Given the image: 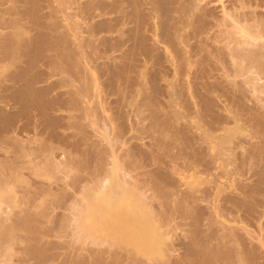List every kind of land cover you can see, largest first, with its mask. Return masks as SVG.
<instances>
[{
	"label": "bare ground",
	"instance_id": "obj_1",
	"mask_svg": "<svg viewBox=\"0 0 264 264\" xmlns=\"http://www.w3.org/2000/svg\"><path fill=\"white\" fill-rule=\"evenodd\" d=\"M262 1L231 0L224 9L209 0H0V103L13 108L0 105V141L14 154V160L0 157V264L16 263L8 256L18 243L38 264H264ZM169 71L182 76L170 82ZM59 87L66 90L52 95ZM108 91L120 95L119 118L150 120L138 133L151 132L163 155L149 148L143 164L146 143L131 144L134 124L116 123ZM178 104L195 115V124L180 123ZM19 117L40 121L39 128L72 143L81 157L79 164L73 148L68 153L64 146V168L49 159L43 176L57 187L68 178L76 185L73 195L66 192L73 218L64 222L83 240L80 253L60 255L43 241L67 227L52 208V200L64 207V188L44 180L17 197L9 187L23 188L25 159L33 157L27 164L35 174L40 150H52L48 140L32 146L18 139ZM70 128L79 136L72 142L65 133ZM136 153L145 158L141 168L137 159L124 161ZM182 157L207 178L185 191L176 169ZM125 165L132 171L120 173ZM248 165L257 167L252 175L249 169L252 182L241 178L240 168ZM219 210L224 214L216 215ZM88 213L93 225L82 218ZM185 220L194 228L188 241H167ZM24 256L18 264L27 262Z\"/></svg>",
	"mask_w": 264,
	"mask_h": 264
},
{
	"label": "rangeland",
	"instance_id": "obj_2",
	"mask_svg": "<svg viewBox=\"0 0 264 264\" xmlns=\"http://www.w3.org/2000/svg\"><path fill=\"white\" fill-rule=\"evenodd\" d=\"M210 2L211 1H213V4L215 3V4H217L216 6H219L220 5V7H222V8H224L225 9V7H229L231 4H232V2H230L229 0H209ZM216 1V2H215ZM228 1H229V3H228ZM208 1H206V3H207ZM209 2V3H210ZM231 3V4H230ZM211 4H212V2H211ZM219 4V5H218ZM227 4V5H226ZM229 4V5H228ZM261 4H263L264 5V1H262V3ZM8 4H6L5 6H7ZM233 5V4H232ZM261 7H262V5H260ZM260 7V8H261ZM221 8V9H222ZM259 8V9H260ZM263 9H264V7H262ZM263 9H260L261 11H264ZM115 15V14H114ZM113 15V16H114ZM116 16V15H115ZM114 16V17H115ZM210 28V27H209ZM260 39V40H259ZM259 39H257L256 38V41H261V43H264V39L262 38H259ZM258 41V42H259ZM260 43V42H259ZM171 50V49H170ZM168 48H167V53L168 54H171V51H170ZM176 55V54H175ZM143 56V57H142ZM177 56V55H176ZM179 56V55H178ZM180 57V56H179ZM179 57H176L177 59H175V61L176 62H178L179 60H178V58ZM201 57V56H200ZM199 57V58H200ZM140 59H144V60H146V57H145V55L142 53V54H140V57H139ZM198 57L196 58V59H199ZM142 59V60H143ZM143 60V61H144ZM178 60V61H177ZM196 69L195 67H192V69ZM179 71V70H178ZM171 73V74H170ZM172 73H174V74H172ZM180 73V72H179ZM169 74V75H168ZM177 71L176 72H174V71H169V72H167L166 73V76L168 77V76H170V77H168L169 79V81L170 82H173L174 80V82H176V81H178L180 78H181V74H179L178 75V77H179V79H177L178 77H177ZM172 76H173V78H172ZM175 76V77H174ZM103 79V78H102ZM172 79H173V81H172ZM177 79V80H176ZM264 82V81H263ZM63 89V90H62ZM66 89L65 88H63V87H59V88H55L54 89V91H53V94L52 95H58V94H60V93H62V92H64ZM109 92V91H108ZM108 94V93H107ZM119 100H120V95L118 94V93H110L109 92V95L107 96V106H108V108H109V110H111V113H113V114H116V123L118 124V125H120V124H122V123H125V124H134V126H133V129H134V132L132 131L131 133H130V135L132 136V137H134L135 135H137L136 137H134L135 139H133L132 140V145L133 144H135V143H146V144H148V147H147V145L146 144H140V145H143V146H146V147H144L143 148V150L146 148V150H148V152L147 151H145L144 150V152H143V150H141L142 152H140V154H142V153H144L145 154V152L147 153V154H145L146 155V161L145 160H143L144 162H143V164L145 165V164H147L146 162L149 160L150 161V156H151V154H152V150L153 151H155V152H157V151H160V153L158 154V155H163V152H161V150H162V148H157L154 144H155V141H154V136L152 135V133L151 132H144V135H143V133H142V135H140L141 134V132H139V129H140V127H144V126H148V124L150 123V120L147 118L146 120H139V118L138 117H136L135 116V114L133 115H130V117L129 116H127V118L125 119H123V118H119V116H118V113H120L121 112V110L120 109H122V107L120 106V104H119ZM109 103V104H108ZM133 103V102H132ZM134 103H135V99H134ZM0 105L3 107H5L9 112L10 111H13V108H12V104H10V103H0ZM8 105V106H7ZM0 106V107H1ZM92 106H93V104H92ZM3 107V108H4ZM10 107H11V109H10ZM62 110H64L62 107H60ZM102 108V107H101ZM10 109V110H9ZM177 109H181L180 111L182 112V114H183V117H185V118H182L181 120L182 121H180V123H184V124H186V123H188V124H190L191 122V124H195L196 123V118H195V115L191 112V111H188L187 110V108H185L182 104H178V106H177ZM6 110V111H7ZM66 110H67V108H66ZM187 110V111H186ZM101 112H103L102 110H100ZM125 111H126V109H125ZM67 112V111H66ZM191 113V114H190ZM76 114V113H75ZM195 118V119H194ZM184 119V120H183ZM189 119V120H188ZM92 120L93 121H97L98 122V119L94 116L93 118H92ZM100 120V119H99ZM85 121H86V119H85ZM139 121H140V123H139ZM119 122V123H118ZM32 122H30L29 121V119H27V118H24V117H19V118H17V120H16V126H14V128H13V133L16 135V130L15 129H17V137H19L18 139H20L21 141H23L24 143H27V144H30V145H32V146H34L35 144H37L39 141H42V140H48L49 141V144H50V146H52V147H50V150H51V148H52V150H54V148H55V151H49V147H47V148H45V149H47V150H45L44 151V148H42L40 151V155H39V160L41 159V158H43V160L41 159V163L40 164H42V166L40 165V169H39V171L37 172V173H35L34 174V172L33 171H31L30 169H29V165H30V161L29 160H31V159H33V157L31 158V157H29V158H27V159H25L26 161H24V162H26V166L28 167V168H26L27 169V171L26 170H19L20 171V173H21V177H22V179H25V184H23V188H22V186H21V188L20 187H16V185L14 184V183H12V184H10L9 185V187L10 188H12V189H14L15 191H16V196L18 195V194H22V192L24 191V189H31V188H34L35 187V185H38L39 183H42L43 184V182L42 181H44L45 180V182H44V184L46 183V185H48L49 184V186H53V188H55V189H57L58 188V190H59V188L61 187V189H65V190H67V191H65V190H63V191H61V189H60V191H61V194H64V199L65 198H68V199H70L69 201L71 202V197L68 195V194H74V191H75V186L76 185H73L72 186V184L73 183H71L70 182V179L68 178V179H65L66 180V183H64V187H62V185L60 184V186H58L57 187V184L55 183V181H53V178L52 179H48V178H44L43 176L44 175H47V173H49V171L48 172H46V164H47V162H48V160L49 159H51V160H53V163H56V164H59V166H60V164L63 162V163H65V161H63V152L64 153H69V151L73 148L72 147V143H70V145L68 144H65L64 145V143H63V141L61 142V140L60 139H57V138H52L51 137V135H50V133L48 132V131H45L44 129H42V128H39V126L41 127V125H40V121L39 122H37V124L36 125H34L33 123L31 124ZM39 123V124H38ZM200 125V124H199ZM197 126V129H200V128H202L201 126H203V125H200V126ZM223 125H225V124H223ZM138 126V127H137ZM233 126V125H232ZM16 127V128H15ZM218 128H220V126L218 127ZM247 128V129H246ZM245 128V130L244 131H242V133H248V131L250 130L248 127H246ZM194 131H195V129H194ZM140 134H139V133ZM250 132V131H249ZM67 135H72V137H71V142H72V140H75V139H78L79 138V136L77 137V134H76V132L74 133V131L70 128V129H67V131L65 132ZM135 133H138V134H135ZM146 133V134H145ZM208 133H211L210 131H208ZM134 134V135H133ZM149 134V135H148ZM138 138V139H137ZM151 138V139H150ZM139 140V141H138ZM135 143H134V142ZM59 142V143H58ZM151 142H153V143H151ZM62 145H61V144ZM2 144V145H1ZM60 144V145H59ZM131 144H130V147H133V146H131ZM3 145H4V147H3ZM53 145H55V147L53 146ZM151 145H153V146H151ZM10 146V145H6V144H4L3 142H1L0 141V157H8L9 158V156H10V159H13V156L12 155H14L13 154V148L11 149V148H8V147ZM63 146V147H62ZM64 146H68V148H70V147H72V148H70V149H68V148H65ZM73 146H74V144H73ZM101 146V145H100ZM103 146V145H102ZM142 146V147H143ZM151 146V147H150ZM7 147V148H6ZM54 147V148H53ZM58 147V148H57ZM59 147H62V149L61 148H59ZM153 147V148H152ZM154 147H155V149H154ZM57 148V149H56ZM64 148L65 149H68V151L66 152V150L64 151ZM104 148V147H103ZM149 148H151V149H149ZM4 149H6V150H4ZM8 149V150H7ZM60 149V150H59ZM75 149V150H74ZM4 150V151H3ZM10 150V151H9ZM63 150V152H61ZM77 149H76V147H74L73 149H72V152L74 153V155H73V158H75L76 157V159H77V162H78V160L80 161V159L79 158H81L80 157V155H78V154H76L77 153V151H76ZM47 151V152H46ZM57 151V152H56ZM149 151H151L150 153V155H149ZM10 152H12V154L10 153ZM72 152H70V153H72ZM76 152V153H75ZM5 153V154H4ZM67 153V154H68ZM121 152H119V154H120ZM6 154H8V155H6ZM44 154V155H43ZM58 154V155H57ZM63 154V155H62ZM117 154H118V152H117ZM137 154V153H136ZM139 153L137 154V155H133L132 156V159L133 160H131V158H126V160H124L126 163L128 162V164H130L131 165V161H134L135 162V159H137L136 161L138 162V163H141L142 161V158H144V156H142V155H140ZM5 155V156H4ZM121 155V154H120ZM119 155V156H120ZM78 156V157H77ZM147 156H149L148 158H147ZM138 157V158H137ZM142 157V158H141ZM261 157V156H260ZM46 158H48V159H46ZM83 158V157H82ZM262 158V157H261ZM75 159V160H76ZM138 159H140V162H139V160ZM145 159V158H144ZM14 160V159H13ZM39 160H37V162L39 161ZM57 162H56V161ZM119 160V159H118ZM42 161H43V163H42ZM50 161V160H49ZM62 161V162H61ZM130 161V162H129ZM27 162H29L28 164H27ZM35 162V161H34ZM118 162V161H117ZM119 162H120V165H122L124 162L122 161L121 162V160H119ZM118 162V163H119ZM137 162H135L134 164H137ZM260 162H262V160H260L259 161V163ZM62 163V164H63ZM79 164H80V162H78ZM115 163H116V161H115ZM125 163V164H126ZM33 164V163H32ZM134 164L132 165L133 167H134ZM119 165V164H118ZM130 165H128L129 167L127 168V165H125L124 167H122V166H120V167H122V169H121V171H120V173H122V171L124 172V171H128V169L130 168L131 170H129V171H132V169H133V167L131 168V166ZM143 165V166H144ZM63 168H64V164L63 165H61ZM114 166V165H113ZM136 166V165H135ZM142 166V163L141 164H139V166H138V164H137V166L136 167H139V168H141V167H143ZM177 166H179L178 167V169H177ZM186 166V167H185ZM24 167H25V164H24ZM24 167H21L20 169H25ZM126 167V168H125ZM136 167H134L135 169H134V171L136 170ZM256 166H250V168H249V165H248V167L247 166H244V167H241L240 168V170H243V172L245 171L246 173H243V175L244 176H242L241 178H242V180L244 181V180H250L251 182L253 181V179L254 178H252L251 179V175L253 174L252 173V169L251 168H255ZM61 168V167H60ZM76 170H78V168L77 167H74ZM73 168V169H74ZM109 168H111V166L109 167ZM114 168V167H113ZM113 168H111L112 170H113ZM126 169V170H123V169ZM139 168H137L138 170H141V169H139ZM229 168H231V167H229ZM257 168V167H256ZM62 169V168H61ZM74 169V170H75ZM176 169L179 171V173H178V177H180V180L181 181H183V183L185 184L184 186H182V189H183V187H184V189H185V187H187L186 189H189L190 187H193V185H194V183L195 182H201V183H203V182H205V180L207 179L206 177H205V175H202V174H198V175H196V173H194L195 172V168H194V166L192 165V164H190L189 162H188V159L187 158H185V157H182L181 159H180V162H179V165L178 164H176ZM249 169H250V174H248L249 173ZM28 170H30L31 172H29ZM53 170V169H52ZM74 170H72V171H74ZM81 171H80V174H82V171H84L83 172V174L85 175V173H86V169H80ZM138 170H136L137 172V174H138ZM199 171H203L204 170V168L203 167H199V169H198ZM198 170H197V172H198ZM22 171V172H21ZM25 171V172H24ZM42 171V172H41ZM79 171V170H78ZM114 171V170H113ZM134 171H133V173H134ZM253 171H255V170H253ZM28 172V173H27ZM46 174H45V173ZM54 172V171H53ZM52 172V173H53ZM76 174H77V172L76 171H74ZM42 173V174H41ZM73 173V172H72ZM183 173V174H182ZM240 173H242V171H240ZM22 174H23V176H22ZM41 174V175H40ZM74 174V173H73ZM137 174H135L134 173V175H137ZM180 174V175H179ZM29 175H31V177L29 176ZM33 175V176H32ZM182 175V176H181ZM39 176V177H38ZM238 176V175H237ZM16 177V176H15ZM14 177V178H15ZM236 177V176H235ZM17 178H18V176H17ZM34 178V179H33ZM48 179V180H47ZM226 178H223V180H225ZM69 180V181H68ZM24 181V180H23ZM68 181V182H67ZM249 181V182H250ZM49 182V183H48ZM48 183V184H47ZM51 183V184H50ZM52 183H54V185H52ZM138 183V182H137ZM188 183H190L191 185H189ZM27 184V185H26ZM30 184V185H29ZM33 185V186H32ZM183 185V184H182ZM27 186V187H26ZM32 186V187H31ZM56 186V187H55ZM8 187V188H9ZM29 187V188H28ZM71 187H73V188H71ZM189 187V188H188ZM1 188V187H0ZM21 189H23V190H21ZM54 189V190H55ZM183 189V190H184ZM68 191H70V192H68ZM73 191V192H72ZM185 191V190H184ZM19 192V193H18ZM55 192H56V190H55ZM59 192V191H58ZM66 192H68V194L66 193ZM60 193V192H59ZM65 194H67L66 195V197H65ZM15 196V197H16ZM21 195H18L17 197H20ZM73 197V196H72ZM151 198H153V197H151ZM126 200L128 201V198H126ZM152 200V199H151ZM155 199H153L152 201H150V202H153ZM53 201H54V203H53ZM65 203L67 202L66 201V199L65 200H63ZM131 201V200H130ZM130 201H128V202H130ZM156 201H158V200H155L154 202L156 203ZM153 202V203H154ZM65 203H63V205H64V207L63 206H61V207H59V204H58V202H56L55 200H52V204H53V206H52V208L54 207V211H56V213H57V215H58V217L59 218H61L59 215H61L62 216V221H63V223L64 224H66L65 222H64V217H65V221L67 220V218L68 217H72V215H70V214H72V212L71 211H69L68 210V206L67 205H69L70 203L69 202H67L66 204ZM4 204H6V203H4ZM4 204H2V206H1V208H4V210H6L7 209V205H4ZM8 204V203H7ZM157 204V203H156ZM54 205H56V207L54 206ZM67 206V207H66ZM55 208H56V210H55ZM58 208V209H57ZM60 208V209H59ZM64 208H65V210H66V208H67V210L65 211L64 210ZM7 210H9V209H7ZM71 212V213H69V215H66V214H68L67 212ZM66 212V213H65ZM216 213V212H215ZM223 215L224 213H223V211L222 210H219V211H217V213H216V215ZM63 215H65V216H63ZM89 216H91V214H89L88 213V216H86V218H85V216L84 217H82L83 218V220H85V219H87V223H88V225H90V224H92L93 225V223H91L92 221L91 220H93V218H91V217H89ZM93 216V215H92ZM245 216V215H244ZM70 217V218H71ZM69 218V219H70ZM73 218V217H72ZM71 218V219H72ZM91 220H90V219ZM94 220H95V222H96V219H97V217H95L94 216ZM68 219V220H69ZM89 219V220H88ZM228 219H229V217H227V215H226V217L224 216V218L222 217V221H224L225 223L226 222H228ZM76 220V219H75ZM82 219L80 218V221H81ZM101 221H102V219H100ZM72 221V220H71ZM97 221H99V220H97ZM101 221H100V223H101ZM186 221V220H185ZM191 221V220H190ZM190 221H186L185 223H181V224H183V225H180L178 228H175L171 233H170V235L169 236H167V241L169 240V242H174V243H180V242H185V241H188V238H187V236L192 232V230L194 229L193 228V223H191ZM66 222H68V221H66ZM90 222V223H89ZM94 222V223H95ZM184 222V221H183ZM244 222V221H243ZM249 223H252L251 225V227L253 228V226H254V224H253V222L252 221H248ZM69 223H70V221H69ZM249 223H246L247 225H248V228L250 229V230H253L251 227H250V224ZM71 224H75V222H71ZM192 224V225H191ZM244 224V223H243ZM242 224V225H243ZM68 225H70V224H68ZM68 225L66 224V228L65 229H63V228H60V229H62V233L60 232L59 233V228L55 231H53V233H51L52 235L51 236H49V237H46V238H44L45 240H43L44 242H45V245H46V248H48V249H50V251L52 252V251H54L55 250V252H59L60 253V255H63L62 253H80V249H79V251H78V247L79 248H81L82 247V245L84 244L83 243V240L82 239H76V236H75V238L72 236V234H71V230L72 229H70L71 228V226H69L68 227ZM91 225V226H92ZM94 225H97L98 226V224L97 223H95ZM186 225V226H185ZM73 227V226H72ZM192 227V228H191ZM67 228H69L68 230H66ZM190 229H192V230H190ZM70 230V231H69ZM66 231V232H65ZM189 231V232H188ZM55 232V233H54ZM70 232V233H69ZM26 233V234H25ZM25 233H20V234H22V235H27V236H29V234H27L28 232H25ZM57 234H58V236H57ZM61 234V235H60ZM71 235V236H70ZM99 235V234H98ZM182 235V236H181ZM186 235V236H185ZM64 236V237H63ZM181 237V238H180ZM50 238V239H49ZM184 238V239H183ZM76 239V240H75ZM73 240H75L76 241V243H75V241L73 242ZM82 240V241H81ZM78 241V242H77ZM76 245H74L73 243ZM83 243V244H82ZM215 243H216V241H215ZM53 244V245H52ZM66 244V245H65ZM100 244V243H99ZM213 244V247L214 246H218V245H216V244H214V242L212 243ZM19 245H22V244H17V245H15V247H17V248H15V247H12L11 248V250L9 251L10 253H9V258L11 257H15L14 258V261H16V263L15 264H18V262L17 261H19L18 259H19V257H23L24 255L26 256V259H27V262H24L25 264L27 263V264H36L37 262L35 261V260H33V259H31V258H29L28 259V256L26 255V253L23 251V247H22V249H21V247L19 246ZM62 245V246H61ZM65 247H64V246ZM264 245V244H263ZM51 246V247H50ZM58 246V247H57ZM66 246H67V248H66ZM75 246V247H74ZM84 246V245H83ZM72 247H73V249H72ZM94 247V246H93ZM57 248H59V249H62V250H59V249H57ZM70 248V249H69ZM77 248V249H76ZM216 248V247H215ZM68 249L70 250V251H68ZM66 250V251H65ZM75 250H77V251H75ZM72 251V252H71ZM75 251V252H74ZM19 253H20V256H19ZM24 253V254H23ZM12 254V255H11ZM18 255V256H17ZM24 256V257H25ZM21 257V258H22ZM35 262V263H34ZM19 263H20V261H19ZM38 264V263H37Z\"/></svg>",
	"mask_w": 264,
	"mask_h": 264
}]
</instances>
